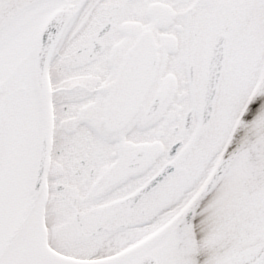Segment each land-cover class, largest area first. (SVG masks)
<instances>
[{
  "label": "snow or ice",
  "instance_id": "snow-or-ice-1",
  "mask_svg": "<svg viewBox=\"0 0 264 264\" xmlns=\"http://www.w3.org/2000/svg\"><path fill=\"white\" fill-rule=\"evenodd\" d=\"M0 264H264V0H0Z\"/></svg>",
  "mask_w": 264,
  "mask_h": 264
}]
</instances>
